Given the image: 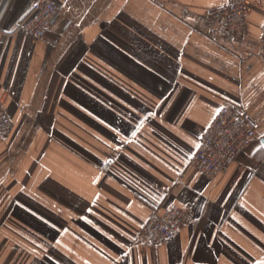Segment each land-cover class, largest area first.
Masks as SVG:
<instances>
[{
  "label": "crops",
  "instance_id": "0c3cea01",
  "mask_svg": "<svg viewBox=\"0 0 264 264\" xmlns=\"http://www.w3.org/2000/svg\"><path fill=\"white\" fill-rule=\"evenodd\" d=\"M38 1L0 12V264L264 262V0L244 36L205 17L227 0H50L41 39L18 28ZM225 106L255 137L205 177L189 160ZM173 205L190 222L142 241Z\"/></svg>",
  "mask_w": 264,
  "mask_h": 264
},
{
  "label": "built area",
  "instance_id": "2783aa9c",
  "mask_svg": "<svg viewBox=\"0 0 264 264\" xmlns=\"http://www.w3.org/2000/svg\"><path fill=\"white\" fill-rule=\"evenodd\" d=\"M9 0H1L0 12ZM58 15L57 6L50 0L35 3L18 28L29 36L43 38ZM249 6L247 0H227L209 9L205 17L218 24L231 35L244 36L248 30ZM13 128L8 114L0 106V135L9 134ZM255 133L246 117L229 106L218 110L205 129L198 147L189 160V166L205 177L225 171L237 159L241 150L254 139ZM191 212L186 206L154 209L140 231L142 241L150 246L163 245L190 222Z\"/></svg>",
  "mask_w": 264,
  "mask_h": 264
},
{
  "label": "snow or ice",
  "instance_id": "6c2138e0",
  "mask_svg": "<svg viewBox=\"0 0 264 264\" xmlns=\"http://www.w3.org/2000/svg\"><path fill=\"white\" fill-rule=\"evenodd\" d=\"M261 264H264V262H261Z\"/></svg>",
  "mask_w": 264,
  "mask_h": 264
}]
</instances>
